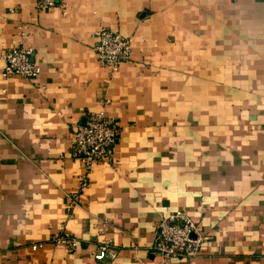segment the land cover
<instances>
[{"label": "crops", "instance_id": "1", "mask_svg": "<svg viewBox=\"0 0 264 264\" xmlns=\"http://www.w3.org/2000/svg\"><path fill=\"white\" fill-rule=\"evenodd\" d=\"M100 25L131 37L128 59L96 57ZM31 45L35 77L2 72ZM120 125L114 163L85 172L76 125ZM207 234L161 260V213ZM79 237L74 251L49 240ZM107 242L114 256L92 251ZM0 264H264V0H0Z\"/></svg>", "mask_w": 264, "mask_h": 264}, {"label": "built area", "instance_id": "2", "mask_svg": "<svg viewBox=\"0 0 264 264\" xmlns=\"http://www.w3.org/2000/svg\"><path fill=\"white\" fill-rule=\"evenodd\" d=\"M65 0H35L38 7L49 9L57 4L63 5ZM93 47L98 61L110 69L119 67L131 53V37L105 25L97 27ZM31 45H11L3 52L2 72L5 75L19 74L35 77L40 71V64L32 57ZM120 132V125L109 117L103 109L89 110L84 120L73 130L71 153L83 161L85 172L80 176L78 190L73 192L67 205L78 200L81 190L88 184V172L96 161L114 163L115 142ZM154 235L150 247L157 252L161 260L170 256L197 254L201 241L207 236L196 220L182 209L161 213L154 226ZM49 240L64 245L66 251H74L79 237L68 231L52 234ZM116 250L107 242L100 243L92 251L95 258L114 256Z\"/></svg>", "mask_w": 264, "mask_h": 264}]
</instances>
